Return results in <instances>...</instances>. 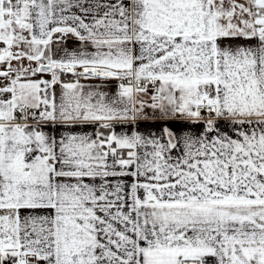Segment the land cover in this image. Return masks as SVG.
<instances>
[{"label":"snow or ice","instance_id":"6c2138e0","mask_svg":"<svg viewBox=\"0 0 264 264\" xmlns=\"http://www.w3.org/2000/svg\"><path fill=\"white\" fill-rule=\"evenodd\" d=\"M0 264H264V0H0Z\"/></svg>","mask_w":264,"mask_h":264}]
</instances>
